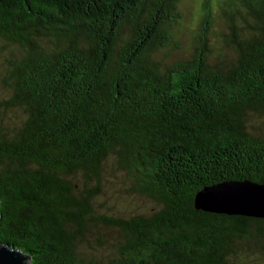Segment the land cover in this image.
<instances>
[{"label": "trees", "instance_id": "trees-1", "mask_svg": "<svg viewBox=\"0 0 264 264\" xmlns=\"http://www.w3.org/2000/svg\"><path fill=\"white\" fill-rule=\"evenodd\" d=\"M177 3L0 0V39L21 50L0 106L24 116L0 124V242L30 264H92L74 247L95 192L71 177L97 179L108 154L161 209L98 218L125 236L106 264H236L234 240L264 241V218L193 208L204 186L264 184V135L246 129L248 114L264 113V0H201L191 58L160 67L149 53L168 43ZM214 14L230 23L233 52L215 66Z\"/></svg>", "mask_w": 264, "mask_h": 264}, {"label": "rangeland", "instance_id": "rangeland-1", "mask_svg": "<svg viewBox=\"0 0 264 264\" xmlns=\"http://www.w3.org/2000/svg\"><path fill=\"white\" fill-rule=\"evenodd\" d=\"M201 0H178L176 22L168 33V43L164 47H157L149 53V59L160 67H164L176 60L190 59L194 49L193 37L199 23V4ZM238 34H245L247 30L239 32L241 23H233ZM230 23H225L220 14L213 15L207 44L210 49L208 63L218 65L233 57L230 45H226L224 38L230 37ZM122 33L118 46L125 39ZM47 42V39H45ZM21 50L0 39V102L9 96V91L3 84L7 60L17 58ZM24 119L20 109H4L0 106V124L11 129L19 125ZM246 129L254 136L264 135V113H250L246 119ZM76 190L86 185L95 194L91 198V219L85 229L83 237L75 241V255L92 264H106L118 256V245L124 239L122 228L107 225L97 221L98 218L113 220H127L137 215L148 216L161 209V203L147 196L133 187L132 174L117 163L113 154H108L101 163L100 174L97 179L87 180L82 171H77L71 177ZM263 240L242 241L234 240L236 250V264H264ZM30 261V258L27 259ZM26 261V262H27Z\"/></svg>", "mask_w": 264, "mask_h": 264}, {"label": "water", "instance_id": "water-1", "mask_svg": "<svg viewBox=\"0 0 264 264\" xmlns=\"http://www.w3.org/2000/svg\"><path fill=\"white\" fill-rule=\"evenodd\" d=\"M193 208L216 214L264 218V184L245 180L204 186L195 193ZM29 257L23 249L0 242V264H30Z\"/></svg>", "mask_w": 264, "mask_h": 264}]
</instances>
